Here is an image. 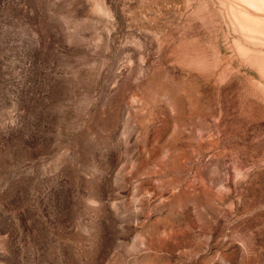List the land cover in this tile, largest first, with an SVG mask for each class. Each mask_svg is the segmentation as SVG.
<instances>
[{
	"label": "rangeland",
	"instance_id": "obj_1",
	"mask_svg": "<svg viewBox=\"0 0 264 264\" xmlns=\"http://www.w3.org/2000/svg\"><path fill=\"white\" fill-rule=\"evenodd\" d=\"M0 264H264V0H0Z\"/></svg>",
	"mask_w": 264,
	"mask_h": 264
}]
</instances>
